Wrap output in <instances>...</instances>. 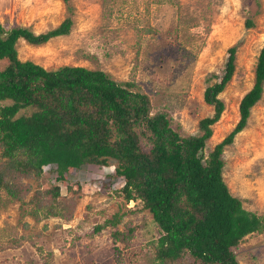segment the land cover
<instances>
[{"label": "rangeland", "instance_id": "rangeland-1", "mask_svg": "<svg viewBox=\"0 0 264 264\" xmlns=\"http://www.w3.org/2000/svg\"><path fill=\"white\" fill-rule=\"evenodd\" d=\"M68 16L74 20L70 34L40 45L21 38L19 57L49 70L83 66L101 69L118 82H133L132 90L149 96L151 113L167 112L184 134L197 133L199 121L214 114L204 100L205 89L216 81L213 74L223 72L229 48L237 45L234 75L220 94L226 107L213 126L207 152L237 125L264 47V0H0L6 29L25 26L42 33ZM249 17L252 26H247ZM223 157V176L232 193L247 209L264 215V89ZM82 169L66 179L80 180L82 189L68 191L65 183L58 199L73 210L71 220L43 217L44 209L40 220L35 217V194L52 183L53 174L50 180H27L33 187L23 201L0 189V264H152L141 250L153 252L148 243L161 232L149 210L142 209L140 200L125 199L122 177L108 180L113 166ZM115 213L123 214L117 227L96 229ZM127 222L138 228L131 247L120 244L119 254L111 232L124 230ZM236 255L240 264H264V232L248 235Z\"/></svg>", "mask_w": 264, "mask_h": 264}, {"label": "trees", "instance_id": "trees-1", "mask_svg": "<svg viewBox=\"0 0 264 264\" xmlns=\"http://www.w3.org/2000/svg\"><path fill=\"white\" fill-rule=\"evenodd\" d=\"M73 21L68 16L42 33L25 26L6 29L0 22V189L23 201L33 187L27 180H50L53 174L52 183L35 194V217L71 220L73 210L58 199L65 183L68 191L81 190L82 183L68 182V173L83 172L90 164L113 166L108 180L122 177L125 199L140 200L159 226L160 236L147 246L153 252L141 250L152 264H240L236 250L248 235L264 232V215L247 209L232 193L223 176V153L262 97L264 47L255 83L239 106L240 120L207 152L213 126L226 107L220 94L234 75L237 45L229 48L223 72L213 74L216 81L205 89L204 100L214 114L199 121L197 133L184 134L167 112L151 113L149 96L132 90L133 82H118L101 69L83 66L49 70L19 57L21 38L40 45L70 34ZM246 23L254 25L252 17ZM122 217L115 213L96 229L115 228ZM137 228L127 222L124 230L111 232L119 254L120 244L131 247Z\"/></svg>", "mask_w": 264, "mask_h": 264}]
</instances>
